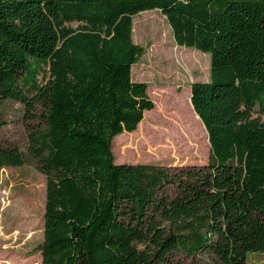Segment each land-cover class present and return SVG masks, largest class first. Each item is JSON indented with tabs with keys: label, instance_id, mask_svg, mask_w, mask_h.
I'll return each instance as SVG.
<instances>
[{
	"label": "trees",
	"instance_id": "16d2710c",
	"mask_svg": "<svg viewBox=\"0 0 264 264\" xmlns=\"http://www.w3.org/2000/svg\"><path fill=\"white\" fill-rule=\"evenodd\" d=\"M154 9L177 45L210 57L209 80L190 85L204 165L114 162L113 138L154 106L131 71L144 53L132 18ZM7 99L27 117L43 110L28 133L46 178L40 264H245L264 253V122L252 116L264 115V0H0ZM24 163L0 147V168Z\"/></svg>",
	"mask_w": 264,
	"mask_h": 264
},
{
	"label": "rangeland",
	"instance_id": "374dc122",
	"mask_svg": "<svg viewBox=\"0 0 264 264\" xmlns=\"http://www.w3.org/2000/svg\"><path fill=\"white\" fill-rule=\"evenodd\" d=\"M66 25L75 27L77 23ZM132 39L144 47L132 65V78L147 83L154 106L144 112L134 131L113 138L114 162L162 164L172 170L206 164L210 145L192 108L190 85L209 80V54L177 45L165 16L156 9L133 16ZM46 79L38 76L39 82ZM252 116L264 122L257 107ZM42 126L40 106L31 117L19 101L7 99L0 106V147L18 149L25 156L22 166L0 168V264H40L46 178L29 152L28 133ZM209 259L202 255L198 264H210ZM172 264L192 263L173 255ZM245 264H264V253H247Z\"/></svg>",
	"mask_w": 264,
	"mask_h": 264
}]
</instances>
